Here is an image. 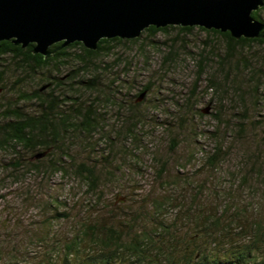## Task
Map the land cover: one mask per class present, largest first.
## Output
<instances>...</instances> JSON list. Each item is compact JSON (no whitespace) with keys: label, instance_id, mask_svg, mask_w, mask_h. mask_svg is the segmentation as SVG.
<instances>
[{"label":"rangeland","instance_id":"rangeland-1","mask_svg":"<svg viewBox=\"0 0 264 264\" xmlns=\"http://www.w3.org/2000/svg\"><path fill=\"white\" fill-rule=\"evenodd\" d=\"M195 27L188 33L173 29L149 39L141 37L137 43H115L109 54L94 58L96 63H103V66L119 60L112 68L114 72L126 79L125 84L135 80L132 88L122 87V93L130 89V95L124 98L128 102L135 101V96L142 85L149 82V78L153 83V89L148 94L151 101L147 100L143 105L144 108L148 107V117L141 129L140 145L133 149L137 166H132L131 159L125 158L121 168L117 169L118 161H114L111 176L104 164L100 165V173L105 178L103 199L99 200L89 193L86 184L74 175L65 176L56 172L47 176V173L24 169L13 171L9 168L10 161L17 153L0 149V248L5 247L0 252V264H38L47 256V250L52 248L56 249V257L62 259V241L78 222H87L97 216L103 218L104 215L109 220L111 217L107 215L111 209L121 214L128 213L131 207L140 208L162 194L174 196L176 204L186 207L170 212L167 216L169 219L177 214L185 217L187 210L194 206L200 205L203 209H210L209 212H215L217 208L222 211L231 205V212L235 206L242 209L247 207V210L256 207L262 209L263 212L256 216L264 221V169L261 175H258L257 168L251 170V166L257 167V162L264 164V44L254 43L237 53L229 66H225L229 70L227 72L216 57L211 59L214 54L210 55L215 44H219L217 49L224 55V39L208 34L199 26ZM166 41L174 44L177 60L173 65L164 66L163 59L169 50L164 44ZM70 52L79 54L82 51L74 47ZM203 56L209 57L210 61L205 73L199 74L198 61ZM79 64L75 61L73 65L49 71L61 77L67 86L68 74L74 72ZM126 68L129 70L125 71ZM214 73L224 83L227 82L226 73L230 74L228 84H222L223 89L208 87L210 76ZM98 74L105 83L112 77L109 71L103 70ZM41 75L13 89L14 78L6 73L7 83L5 89L0 90V104L14 102L19 91L31 95L40 89L43 85L39 79ZM237 76H245V81L240 84L241 90H238ZM255 76L261 78L258 93L253 89L257 83ZM158 85H161L159 90ZM192 89H195V96L189 102L185 98ZM121 96L117 95L118 100H121ZM36 102L34 99L21 104L29 112H35L39 110ZM118 108L117 104H112L101 109L106 124L104 133L114 132L112 128L120 129L122 121L116 114ZM203 108H208V111L200 114ZM243 118L246 119L245 128L240 131L237 124ZM166 121L170 122L169 130L165 128ZM179 129L181 133L176 141L179 144L174 147L172 132ZM115 135L112 134L110 143L107 138H101L100 132L91 136L80 134L69 141L71 153L77 162L92 163L95 158L114 160L115 155L112 158L111 154L113 148L115 151L125 146L124 139H116ZM221 142L225 151L222 161L217 168H211L206 163L207 155L214 152ZM126 146L130 144L127 142ZM31 155L22 152L25 159ZM156 157L166 163L162 177H159L160 166ZM105 165L110 167L107 163ZM247 172L250 175L244 181L243 176ZM174 180L177 184L171 186ZM61 201L66 204L63 205ZM57 211H66L69 217L57 216ZM233 216L237 218L234 213ZM243 221L246 222L245 219ZM49 226L50 234L46 231ZM185 227L182 226L181 233L186 231ZM47 234L49 238L44 240ZM248 240L241 234L240 228L233 229L232 237L220 240V249L228 250L227 253L231 254L239 244ZM197 243L204 245L202 240ZM153 254L152 257L158 261L150 263L182 264L180 257L173 262H165L162 256ZM113 264L138 263L118 260Z\"/></svg>","mask_w":264,"mask_h":264},{"label":"trees","instance_id":"trees-1","mask_svg":"<svg viewBox=\"0 0 264 264\" xmlns=\"http://www.w3.org/2000/svg\"><path fill=\"white\" fill-rule=\"evenodd\" d=\"M263 11L264 5L253 12L254 17L262 22H264ZM195 28V26L168 25L156 27L152 25L146 28L142 35L137 38H102L96 50L85 47L79 41L57 49L62 44L61 42L51 46V50L55 49L56 51L53 56L48 58L40 53H34L35 43H30L24 48L21 45L14 44L11 40L0 41V90L5 89L7 83L6 73H9L10 78H14L11 85L13 89L23 85L26 81L36 79L41 73L39 79L43 83L40 89H37L31 95L19 91L14 102L0 104V149L17 153L16 157L10 161L9 168L13 171L24 169L28 172L47 173V176L56 172H61L65 176L74 175L86 184L89 193H93L99 200L103 199V180L105 178L100 173V165L104 164L103 166L107 168L110 175L114 173L111 168L114 161H118L116 164L117 169L121 168L120 165L125 158L131 159L132 166H137L133 149L140 145L141 129L148 117V107L144 108L143 105L147 100L151 101V98L148 99V94L153 89V83L149 78V82L143 84L135 96V101L128 102L124 98L130 95V89L122 93V87L132 88L135 80H129V84H125L126 79H122L118 72H114L112 68L116 66L119 60L108 66H103V63H96L94 58L98 59L101 55L109 54L115 43H137L141 40V37L149 39L157 36L160 32L168 33L173 29H178L188 33ZM199 29L224 39V55L221 54L219 48L217 49L219 44L212 47L210 55L214 54L211 59L216 57L222 68L224 67L227 72L229 70L225 66H229L230 61L234 59L233 57L237 53L244 51L245 48L254 43L264 44V38L242 37L237 39L229 31L206 29L201 26H199ZM151 41L153 43V40ZM164 44L169 47V50L164 56L163 65H173L177 60L176 48L173 43L166 41ZM74 47H79L82 52L79 54L70 52V49ZM75 61L80 62V64L71 75L70 83L67 86H62L60 92L58 90L60 85L58 84L57 94L55 91L49 92L57 95V98L53 101L47 95L48 91L43 93V90H46L44 89L45 83L50 82L52 78V71L49 70H60L62 67L73 65ZM209 61L210 59L207 56L199 59V74L205 73ZM103 70L112 74L111 79L106 83L99 79L101 74L98 73ZM128 70L129 68H126L125 71ZM225 76L226 83L219 81L215 73L212 74L208 87L217 90L223 89L222 84H228L230 74L226 73ZM56 77L57 80L62 81L61 77ZM254 78L257 83L254 84L253 89L258 93L261 78L257 76ZM236 80L238 90H241L240 84L245 81V76H237ZM76 82L80 87L76 86ZM160 87L161 85H158L157 90ZM244 93L247 95L246 90H244ZM69 94L73 96H68ZM120 94L122 98L118 100L117 95ZM194 96L195 89H192L185 99L190 102L194 99ZM116 98L119 102L116 101ZM34 99L37 100L35 106L39 110L29 112L21 103L31 102ZM55 102H57L56 106H60L59 108L55 106ZM112 104L119 106L116 114L122 123L120 129L112 128L114 132L106 134L103 132L106 124L101 109ZM204 109L200 114L207 113ZM217 118L221 119L220 115H217ZM245 122V118L238 121L237 125L240 131L244 130ZM169 125L170 122L166 121L165 128L168 130L170 129ZM97 132L101 133L102 139L107 138V140H110V143H112V134H116V139H124L125 146H120L115 151L113 148L111 154L112 158L115 155L114 160L95 158L92 163L77 162L71 153L72 145L69 141L75 140L80 134L91 136ZM180 133V129L172 132V139L175 142L174 147L179 144L176 141H178L177 137ZM127 142L130 144L128 147L126 146ZM91 149L94 150V146ZM22 152L31 153L32 155L29 159H25ZM224 153V145L221 142L217 144L214 152L207 155L206 163L211 168H217ZM156 160L160 166L158 169L159 177H162L166 163L159 157H156ZM105 163L109 164L110 167ZM256 164L257 167L253 165L251 170L255 167L258 175H261L264 164L260 162ZM249 175L248 172L244 174V181L249 178ZM184 179L190 183L187 178ZM172 183L171 186L177 184V181L174 180ZM152 202L146 204L147 206L143 204L137 209L131 207L130 211L124 214L111 209L109 215H107L111 217L109 220H106L104 215V219L97 216L87 222H78L77 226L69 231V235L64 237L62 241V259L56 257V249L52 248L47 250V256L38 264H113L118 260L148 264L150 261H158V259L152 257L154 256L153 253L162 256L165 262H173L180 257L182 259L180 263L182 264H264V221L256 216L263 212L262 209L256 207L247 210V207L242 209L235 206V209L231 212L232 206L230 205L226 210L221 211L217 208V210H214L215 212H209L210 209H203L204 207L199 205L198 207L194 206L192 209L189 208L185 217L177 214L169 219L167 216L170 212L186 207L176 204L175 197L170 194H162L159 198H154ZM62 204L64 205L66 202H62ZM233 213L236 214L237 218L233 216ZM56 215L69 217L66 211H57ZM181 225L183 227L186 225L184 233H181ZM51 226L46 228L48 234H50ZM238 228L241 229V234L246 236V239L248 237L249 240L245 241L244 244H239V247L228 254V250L220 249V240L232 237V230ZM48 234L44 236V240L49 238ZM198 240H202L204 245L197 243ZM3 249L0 248V252ZM73 258H75L74 262H72ZM157 263L151 262L150 264Z\"/></svg>","mask_w":264,"mask_h":264},{"label":"water","instance_id":"water-1","mask_svg":"<svg viewBox=\"0 0 264 264\" xmlns=\"http://www.w3.org/2000/svg\"><path fill=\"white\" fill-rule=\"evenodd\" d=\"M263 5L264 0H0V41L24 48L35 43L34 53L47 58L58 42L57 49L79 41L96 50L102 38H137L152 25L264 38V22L253 15Z\"/></svg>","mask_w":264,"mask_h":264},{"label":"flooded vegetation","instance_id":"flooded-vegetation-1","mask_svg":"<svg viewBox=\"0 0 264 264\" xmlns=\"http://www.w3.org/2000/svg\"><path fill=\"white\" fill-rule=\"evenodd\" d=\"M58 43H61V42H58ZM55 44H57V43H55ZM53 46V45H52ZM52 51H54V53L51 55V56H53L54 54H55V49L54 50H52ZM50 56V57H51ZM48 58V57H47ZM77 70V67L75 68V71ZM73 74V72H70L69 74H68V79H70V77H71V75ZM51 81L50 82H48V83H45V88L44 89H49V91H48V94L47 95H49V97H50V99H54L55 100V98H57V95L55 94V93H58V91L56 90L57 88H58V84L60 85V88L58 89L59 90V92H60V90H61V87L62 86H64L65 84L64 83H66V82H63V81H60V80H57V77H56V75H51ZM75 80H77V78H75ZM68 83H70L69 82V80H68V82H67V84ZM76 86L77 87H80V85L79 84H77V82H76ZM53 91H55V93H53V94H50L49 92H53ZM79 92V91H78ZM76 94V93H75ZM68 96H73V95H71V94H69ZM75 97L77 98V96L75 95ZM60 99V98H59ZM53 100V101H54ZM75 101H77L76 99H74ZM56 103L57 102H55V106H56ZM57 108H59L60 106H56Z\"/></svg>","mask_w":264,"mask_h":264}]
</instances>
